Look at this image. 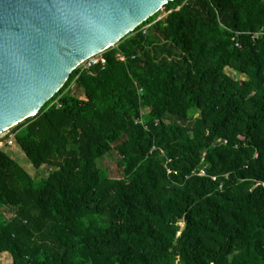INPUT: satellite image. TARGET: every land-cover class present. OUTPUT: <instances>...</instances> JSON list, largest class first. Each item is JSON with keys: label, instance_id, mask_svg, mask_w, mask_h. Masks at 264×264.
<instances>
[{"label": "trees", "instance_id": "obj_1", "mask_svg": "<svg viewBox=\"0 0 264 264\" xmlns=\"http://www.w3.org/2000/svg\"><path fill=\"white\" fill-rule=\"evenodd\" d=\"M166 9L0 148L13 264H264V0Z\"/></svg>", "mask_w": 264, "mask_h": 264}, {"label": "water", "instance_id": "obj_2", "mask_svg": "<svg viewBox=\"0 0 264 264\" xmlns=\"http://www.w3.org/2000/svg\"><path fill=\"white\" fill-rule=\"evenodd\" d=\"M174 0H0V134Z\"/></svg>", "mask_w": 264, "mask_h": 264}, {"label": "rangeland", "instance_id": "obj_3", "mask_svg": "<svg viewBox=\"0 0 264 264\" xmlns=\"http://www.w3.org/2000/svg\"><path fill=\"white\" fill-rule=\"evenodd\" d=\"M168 14V11L165 8H163L160 11V14L158 16V20L165 18ZM150 25H147L146 27H144V30H147L149 28ZM103 55V53H100L98 55L95 56V58H100ZM84 64V63H83ZM83 64H81L78 68H80L81 66H83ZM85 65V64H84ZM230 74H233V71H231L230 69L227 70ZM245 78V76H242ZM238 78V77H236ZM71 90L72 93L76 96H82L83 92L82 90L75 86L72 85L71 86ZM23 123V122H22ZM15 127L3 132L2 134H0V148L5 150L6 152H8L9 154H11V156H13L22 166H24V168L32 175V176H37L39 178H43L49 175V173L51 171H53L51 168L49 167H42L40 169H37L34 164L31 162V160L27 157V155L22 151V149L19 147L16 139H15V135L13 134V129ZM118 171H116L117 173ZM183 227L185 226L184 224H182Z\"/></svg>", "mask_w": 264, "mask_h": 264}, {"label": "built area", "instance_id": "obj_4", "mask_svg": "<svg viewBox=\"0 0 264 264\" xmlns=\"http://www.w3.org/2000/svg\"><path fill=\"white\" fill-rule=\"evenodd\" d=\"M261 35H264L263 31L256 34V36H261ZM233 39L236 41V45L240 46V42L236 40L237 37H234ZM121 59L124 60L125 57L122 56ZM83 63H82L83 66L80 67L82 70H91L93 66H96V65H99V64L104 66L105 63H106V58L103 55L100 58H95V56H93V57L89 58L88 60H86Z\"/></svg>", "mask_w": 264, "mask_h": 264}, {"label": "crops", "instance_id": "obj_5", "mask_svg": "<svg viewBox=\"0 0 264 264\" xmlns=\"http://www.w3.org/2000/svg\"><path fill=\"white\" fill-rule=\"evenodd\" d=\"M14 259L11 253L2 252L0 253V264H13Z\"/></svg>", "mask_w": 264, "mask_h": 264}]
</instances>
